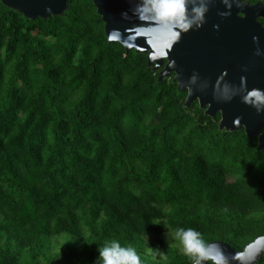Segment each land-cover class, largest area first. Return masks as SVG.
<instances>
[{
  "label": "trees",
  "instance_id": "obj_1",
  "mask_svg": "<svg viewBox=\"0 0 264 264\" xmlns=\"http://www.w3.org/2000/svg\"><path fill=\"white\" fill-rule=\"evenodd\" d=\"M159 74L109 44L92 0L36 21L0 3V264H56L62 236L65 264H96L110 240L142 264H190L145 257L181 227L237 252L264 237L258 138L221 131Z\"/></svg>",
  "mask_w": 264,
  "mask_h": 264
},
{
  "label": "water",
  "instance_id": "obj_2",
  "mask_svg": "<svg viewBox=\"0 0 264 264\" xmlns=\"http://www.w3.org/2000/svg\"><path fill=\"white\" fill-rule=\"evenodd\" d=\"M71 0H0L30 21L62 17ZM105 23L109 44L119 43L126 52L147 55L148 68L160 72L159 82L175 75L180 93H188L185 105L198 103L208 117L221 115V131L244 130L258 138L264 152V4L242 0H207L208 11L200 27L177 35L170 23L157 22L141 0H92ZM199 0H187L196 7ZM261 93V98L252 95ZM223 264H260L264 237L233 250L213 242ZM211 261V260H210ZM212 262V261H211ZM208 261L206 262V264Z\"/></svg>",
  "mask_w": 264,
  "mask_h": 264
},
{
  "label": "clouds",
  "instance_id": "obj_3",
  "mask_svg": "<svg viewBox=\"0 0 264 264\" xmlns=\"http://www.w3.org/2000/svg\"><path fill=\"white\" fill-rule=\"evenodd\" d=\"M227 2L228 0H225V3ZM140 7L153 15L157 22L170 23L177 35L200 27L208 11L207 0H199L198 5L190 10L187 0H141ZM252 95L261 98L259 91H254ZM174 238L179 240L183 254L188 257L190 264H206L210 260L212 264H223V254L217 250L215 256L211 255L213 246L206 242L196 229L178 228ZM98 251L96 264H142L141 256L135 248L123 246L118 240L106 242ZM152 251L165 255L158 249Z\"/></svg>",
  "mask_w": 264,
  "mask_h": 264
},
{
  "label": "rangeland",
  "instance_id": "obj_4",
  "mask_svg": "<svg viewBox=\"0 0 264 264\" xmlns=\"http://www.w3.org/2000/svg\"><path fill=\"white\" fill-rule=\"evenodd\" d=\"M175 233L170 230H166L157 239H147V253L145 257L152 260L155 263L166 262V255L170 250H175L179 254H183L182 246L179 240L175 239ZM49 253L56 264H65L64 259H62L61 253L67 249L68 246L74 243L73 239L68 237H57L48 239ZM159 250L165 255H159L152 250ZM185 256V255H184Z\"/></svg>",
  "mask_w": 264,
  "mask_h": 264
}]
</instances>
